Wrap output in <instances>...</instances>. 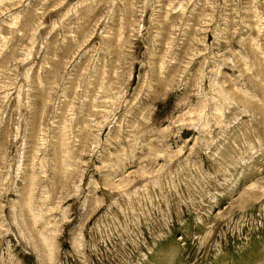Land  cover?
<instances>
[{
  "label": "rangeland",
  "instance_id": "rangeland-1",
  "mask_svg": "<svg viewBox=\"0 0 264 264\" xmlns=\"http://www.w3.org/2000/svg\"><path fill=\"white\" fill-rule=\"evenodd\" d=\"M0 264H264V0H0Z\"/></svg>",
  "mask_w": 264,
  "mask_h": 264
}]
</instances>
